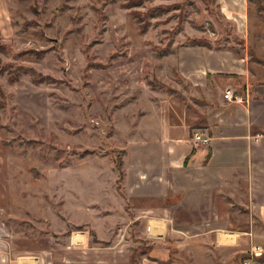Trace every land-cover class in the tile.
<instances>
[{
  "label": "rangeland",
  "instance_id": "rangeland-1",
  "mask_svg": "<svg viewBox=\"0 0 264 264\" xmlns=\"http://www.w3.org/2000/svg\"><path fill=\"white\" fill-rule=\"evenodd\" d=\"M228 88L247 99L231 119L262 140L264 0H0V221L15 247L58 261L75 235L78 264H133L135 247L139 263L157 242L150 203L167 218L172 200L153 192L209 152L190 141L211 136Z\"/></svg>",
  "mask_w": 264,
  "mask_h": 264
},
{
  "label": "crops",
  "instance_id": "crops-1",
  "mask_svg": "<svg viewBox=\"0 0 264 264\" xmlns=\"http://www.w3.org/2000/svg\"><path fill=\"white\" fill-rule=\"evenodd\" d=\"M233 105L219 109L224 113L219 124L209 123V152L189 151L183 165L166 175L165 181L171 177L166 192L164 188L153 192L156 201L172 200L164 207L167 218L158 214L157 202L150 203V213L158 216L149 219L156 225L153 235L160 224H165L164 232L154 235L157 242L139 264H244L252 245L264 248V138L253 139L247 120L231 119L229 111L239 113ZM156 178L162 180L161 174ZM127 236L118 238L116 246L128 243ZM76 240L75 235L67 238L63 260L45 250L22 253L11 228L0 221V264H78L77 246L84 242Z\"/></svg>",
  "mask_w": 264,
  "mask_h": 264
},
{
  "label": "built area",
  "instance_id": "built-area-1",
  "mask_svg": "<svg viewBox=\"0 0 264 264\" xmlns=\"http://www.w3.org/2000/svg\"><path fill=\"white\" fill-rule=\"evenodd\" d=\"M223 96L225 101L237 105H244L245 102L247 101L245 97H242L234 93L233 89L231 88H228L224 92ZM190 143L194 148L207 147L211 143V138L204 132L198 131L193 134ZM153 232H154V226L151 225V223H149L146 227V236L149 239L150 238L155 239V237L160 236V235L154 236ZM263 256H264V248L260 245H252L249 251L248 260L245 261L244 264H254L258 259L262 258Z\"/></svg>",
  "mask_w": 264,
  "mask_h": 264
},
{
  "label": "trees",
  "instance_id": "trees-1",
  "mask_svg": "<svg viewBox=\"0 0 264 264\" xmlns=\"http://www.w3.org/2000/svg\"><path fill=\"white\" fill-rule=\"evenodd\" d=\"M129 6V4H127V7ZM129 8H133V7H129ZM193 42H195V41H193ZM200 43V42H199ZM200 45V44H199ZM119 162H118V166L120 167V163H121V159H119L118 160ZM118 172H119V174H120V177H121V179L119 178V186H118V189L119 190H121V182H122V180H123V174H121L120 172V168L118 169ZM78 228H82V226H80V227H78ZM96 242H99V241H96ZM104 245H109L110 243L109 242H107V243H103ZM148 252H149V249L148 250H143L142 251V253L141 254H148ZM140 254V251H139V249H135V250H133V252L131 253V262L133 263V264H139L138 262H137V260H136V258H135V256H138ZM259 260V262L260 263H264V257H262V258H260V259H258Z\"/></svg>",
  "mask_w": 264,
  "mask_h": 264
},
{
  "label": "bare ground",
  "instance_id": "bare-ground-1",
  "mask_svg": "<svg viewBox=\"0 0 264 264\" xmlns=\"http://www.w3.org/2000/svg\"><path fill=\"white\" fill-rule=\"evenodd\" d=\"M210 137V136H209ZM208 147V146H207ZM202 148V147H201Z\"/></svg>",
  "mask_w": 264,
  "mask_h": 264
}]
</instances>
